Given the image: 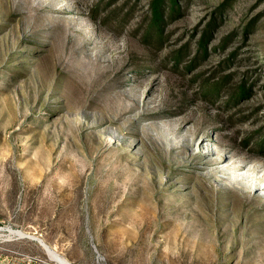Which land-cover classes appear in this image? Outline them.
I'll return each instance as SVG.
<instances>
[{"label":"rangeland","instance_id":"rangeland-1","mask_svg":"<svg viewBox=\"0 0 264 264\" xmlns=\"http://www.w3.org/2000/svg\"><path fill=\"white\" fill-rule=\"evenodd\" d=\"M154 1L0 0V264H264V0Z\"/></svg>","mask_w":264,"mask_h":264},{"label":"trees","instance_id":"trees-1","mask_svg":"<svg viewBox=\"0 0 264 264\" xmlns=\"http://www.w3.org/2000/svg\"><path fill=\"white\" fill-rule=\"evenodd\" d=\"M177 1L178 0H169L171 4V12H175L177 8ZM165 7L163 0H155L152 4V23L153 26H161V24L165 20ZM203 40V39H202ZM204 41L201 42V46L203 45ZM200 46V47H201Z\"/></svg>","mask_w":264,"mask_h":264},{"label":"bare ground","instance_id":"bare-ground-1","mask_svg":"<svg viewBox=\"0 0 264 264\" xmlns=\"http://www.w3.org/2000/svg\"><path fill=\"white\" fill-rule=\"evenodd\" d=\"M66 263V262H65Z\"/></svg>","mask_w":264,"mask_h":264}]
</instances>
